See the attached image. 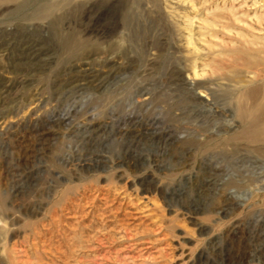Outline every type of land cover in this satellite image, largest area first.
Here are the masks:
<instances>
[{
	"label": "rangeland",
	"instance_id": "obj_1",
	"mask_svg": "<svg viewBox=\"0 0 264 264\" xmlns=\"http://www.w3.org/2000/svg\"><path fill=\"white\" fill-rule=\"evenodd\" d=\"M0 264H264V0H0Z\"/></svg>",
	"mask_w": 264,
	"mask_h": 264
}]
</instances>
